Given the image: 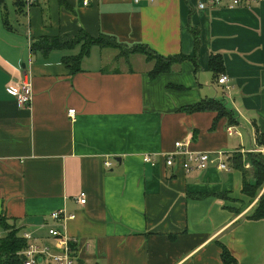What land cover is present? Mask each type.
I'll return each mask as SVG.
<instances>
[{
	"label": "crops",
	"instance_id": "obj_1",
	"mask_svg": "<svg viewBox=\"0 0 264 264\" xmlns=\"http://www.w3.org/2000/svg\"><path fill=\"white\" fill-rule=\"evenodd\" d=\"M201 2L0 0V217L56 252L48 229L61 228L77 240L75 264H264V218L250 215L264 189L254 200L243 191L247 153L264 149V0ZM84 33L122 48L87 50ZM59 36L77 43L33 49ZM140 44L183 59L152 77L155 62L131 51ZM16 80L32 83L30 105L8 92ZM210 100L229 115L187 111ZM178 141L208 152L209 167L186 170ZM161 153L174 164L143 159ZM63 210L75 217H51Z\"/></svg>",
	"mask_w": 264,
	"mask_h": 264
},
{
	"label": "trees",
	"instance_id": "obj_2",
	"mask_svg": "<svg viewBox=\"0 0 264 264\" xmlns=\"http://www.w3.org/2000/svg\"><path fill=\"white\" fill-rule=\"evenodd\" d=\"M85 34V33H84ZM83 44L84 48L88 50L87 47L93 44L101 46L110 47H120L122 48L116 40H111L109 37H100L98 39L92 38L91 35L85 34ZM75 38H69L64 36H59L57 38L44 39L42 42L34 43L33 49H40L45 51H50L58 48L72 47L76 44ZM133 52H139L146 55L148 61H154V68L149 72L152 77L159 76L160 73L169 72L173 63H176L183 59L181 56L164 57L157 53L146 44L134 45L131 49ZM210 61V67L212 71L219 76L224 71V59L221 55L212 56ZM74 63L79 65L80 58H73ZM203 111V110H215L218 111L220 116L229 115L230 112L227 111L223 103L216 101H203L198 105L188 107L187 111ZM259 143L264 144V134L259 135ZM232 162L235 167L244 169L243 158L241 154H235L232 157ZM246 158L250 159L253 164L252 174L248 171H244L245 180L248 182L244 183V193L250 195L251 199H255L260 192L264 189V154L249 152ZM248 175H252L255 183H251ZM259 204L252 210V218L263 219L264 218V192L258 200ZM0 228L4 232V235L0 238V264H23L24 256L19 253L28 245L29 241L20 235L22 227H18L16 223H8L7 219L0 217ZM224 259H230V256L226 250L223 252ZM230 263L232 261H229Z\"/></svg>",
	"mask_w": 264,
	"mask_h": 264
},
{
	"label": "built area",
	"instance_id": "obj_3",
	"mask_svg": "<svg viewBox=\"0 0 264 264\" xmlns=\"http://www.w3.org/2000/svg\"><path fill=\"white\" fill-rule=\"evenodd\" d=\"M33 0H29V3H31ZM135 3H141L143 0H133ZM149 2H152L154 0H147ZM257 1L260 0H207V2H201V7H206L207 5H229V6H242V5H251L253 3H257ZM88 3V0H87ZM219 83L221 84H227L229 82V77L227 74L223 73L218 78ZM7 90L10 94L15 96L20 104L22 105H30L31 100L33 98L32 93V83L27 80H16L11 81L8 84ZM76 112V109L71 110L70 114L74 116V113ZM188 143H184L182 141L176 142L175 146H177L178 150L185 153L187 155V160L184 163V167L186 170L190 171V169L194 168L193 162L196 163V168L200 170H205L209 167L210 163L212 162V159L210 158V154L208 152H192L188 149ZM250 151L256 152V153H262L264 154V149L261 148L255 149L252 148ZM220 155H223L222 152L219 153ZM166 156V160L168 165L174 164V153L170 154H147L144 156L145 162H151L153 165L157 164V158L158 156ZM107 164L110 166L111 162H107ZM221 168H227V164L225 162H219ZM78 201L82 204H85L87 201V195L86 192L80 193L78 196ZM51 217L54 220L57 221H63L67 219H72L75 217L74 214H66V212L63 211H54L51 213ZM48 234L53 236L57 241V247L59 248V252H56L52 249L51 246H48L46 244L38 243L37 237L34 236V231L30 230H23L21 233L22 237L26 238L29 243L28 245L19 253V255L24 256L23 264H39V259L44 258L46 262H49L51 264H75L76 262V255H75V249L73 248V244H76L77 240L75 238H71L68 235L62 231L61 228L50 226L48 229ZM2 237V234L0 233V238ZM230 264H242V263H230Z\"/></svg>",
	"mask_w": 264,
	"mask_h": 264
},
{
	"label": "rangeland",
	"instance_id": "obj_4",
	"mask_svg": "<svg viewBox=\"0 0 264 264\" xmlns=\"http://www.w3.org/2000/svg\"><path fill=\"white\" fill-rule=\"evenodd\" d=\"M140 57H141V56H140ZM137 66H138V65H137ZM256 201H257L256 205H258V204H259V201H258V200H256ZM40 227H41V228L47 227V224H42V225L40 224ZM36 240H37L38 243H40V242L38 241V239H36ZM258 252H261V253L264 255V253H263L262 250H258L257 253H258ZM42 261H43V258H40V259H39V264H42Z\"/></svg>",
	"mask_w": 264,
	"mask_h": 264
}]
</instances>
